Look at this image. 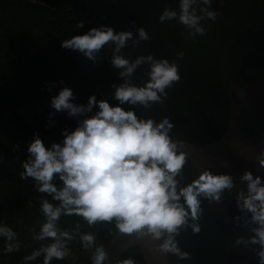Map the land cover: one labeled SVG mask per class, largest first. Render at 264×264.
Wrapping results in <instances>:
<instances>
[{
	"label": "clouds",
	"instance_id": "obj_1",
	"mask_svg": "<svg viewBox=\"0 0 264 264\" xmlns=\"http://www.w3.org/2000/svg\"><path fill=\"white\" fill-rule=\"evenodd\" d=\"M211 8L212 0H179L178 11L164 7L159 23L178 21L194 40L207 34L206 21L214 22L221 15ZM131 26L135 28L134 22ZM84 27V21L77 24L78 29ZM135 32L133 39L131 31L115 32L102 26L61 41V48L76 51L90 61H96L106 46H114L110 63L123 82L111 86L117 106L106 100L97 101L95 95L86 104L78 105L73 103L75 97L68 87H62L51 97L50 106L56 113L85 118L72 132L62 131L61 143L46 147L34 134L27 147L28 158L21 163L20 179H31L34 189L45 196L39 201L43 222L32 236L33 241L42 243L23 256L22 264H32L41 257L42 264L68 258L76 260L78 257L70 244L77 239L81 250L89 253L91 264H105L108 253L103 244L97 243L96 233H80L79 222L71 229L60 227L62 217L73 216L82 218L89 228L97 223L114 224L120 235L162 241L155 246L156 251L189 259V253L181 252L178 247L176 237L180 230L191 227L193 233H199L200 198L220 203L221 194L234 187L230 175H214L207 169L187 185L179 186L188 154L181 150L183 143L170 135L175 125L168 117L159 122L142 118L134 109L147 110L153 104L163 106L168 98L166 90L181 80L180 65L152 54L139 56L134 62L124 58L120 52L127 41L132 40L135 48L139 42L150 39L143 27ZM183 57V52L177 54V60ZM142 64H148L150 70L146 73L147 81L136 86L128 77ZM124 104L131 106L130 110L121 107ZM94 107L99 110L88 116ZM257 161L264 168V151ZM240 179L246 182V193H237L236 204L241 212L250 213L248 223L255 227L249 229L252 235L247 240L241 237L235 243L259 245L258 264H264V183L250 171H245ZM28 207H33L31 201ZM189 220L193 222L190 225ZM108 234L114 233L109 229ZM0 238L5 255L20 251L22 242L17 233L3 222H0ZM118 264L135 262L128 258Z\"/></svg>",
	"mask_w": 264,
	"mask_h": 264
},
{
	"label": "trees",
	"instance_id": "obj_2",
	"mask_svg": "<svg viewBox=\"0 0 264 264\" xmlns=\"http://www.w3.org/2000/svg\"><path fill=\"white\" fill-rule=\"evenodd\" d=\"M117 1L130 23L134 22V29L143 27L148 31L150 39L142 41L146 54L180 65L181 80L166 90L168 98L163 104L178 138L196 144L217 141L227 129L231 111L222 77V53L241 29L264 22V0H212L210 10L221 15L214 22L206 21L207 34L194 40L178 21L159 23L164 7L178 11L179 0ZM81 21L85 27L78 29ZM87 30L86 0H0V110L20 107L68 87L79 53L61 48V41ZM180 52L184 57L177 60ZM111 57L108 46L97 57L94 93L99 99L107 96L109 104L117 106L111 86L123 81L112 68ZM228 68L236 87L264 80V25L239 38L230 52ZM121 107L130 110L131 106ZM134 110L140 116L138 107ZM31 141L0 133V222L11 227L22 242L19 252L5 255L0 238V264H22L23 256L42 243L33 241L32 236L43 222L39 201L45 194L34 189L31 179L23 181L19 175ZM76 222L80 223V233H96L97 243L106 250L112 237L109 229L114 233V224L97 223L89 228L82 218L73 216L62 217L60 227L71 229ZM70 247L78 259L52 264H91L89 253L81 250L78 239ZM128 258L135 264H146L138 246L129 247L116 264ZM32 264H42V257Z\"/></svg>",
	"mask_w": 264,
	"mask_h": 264
},
{
	"label": "water",
	"instance_id": "obj_3",
	"mask_svg": "<svg viewBox=\"0 0 264 264\" xmlns=\"http://www.w3.org/2000/svg\"><path fill=\"white\" fill-rule=\"evenodd\" d=\"M88 30L102 26L111 27L115 32L131 31L136 39L135 29L131 26L127 12L117 0H86ZM264 25L248 24L241 29L224 47L221 58V70L224 85L228 92L231 111L225 133L215 142L196 144L182 141L174 128L170 135L173 140L181 141L187 152V163L184 166L180 187L196 179L201 171L207 169L214 175L227 174L233 179L232 190L221 194V202H209L201 199L202 216L197 221L199 233H193L191 227L180 230L176 237L181 252L189 253V259H179L172 254H164L155 250L162 241H152L150 237L135 239L120 235L114 231L106 247L108 260L105 264H116L121 255L131 246H138L146 264H258L256 252L259 245H237L235 241L243 237L247 240L255 225L248 223L250 213L241 212L236 204L237 193H246V182L241 181L245 171H250L255 178L260 176L264 183V168L259 167L257 157L264 151V80H257L241 87H236L229 74L230 52L239 38L248 30ZM87 30V31H88ZM114 46H108L111 54ZM146 47L139 42L135 48L132 40L126 42L120 55L134 62L139 56L146 54ZM96 61H90L78 54L71 73L68 88L73 92V103L84 105L94 93V73ZM148 64H142L128 77L136 86L147 81ZM49 94L43 98L7 111L0 110V133L14 135L33 140L34 134L44 144L61 143L64 129L72 132L85 117L69 118L66 112L56 113L50 106ZM96 96V95H95ZM97 101L106 100L107 96ZM98 108H93V115ZM140 117L151 118L159 122L168 117L164 105L153 104L145 110L138 107ZM51 117V118H50ZM169 118V117H168ZM179 179V177H178ZM189 225L193 222L189 220Z\"/></svg>",
	"mask_w": 264,
	"mask_h": 264
}]
</instances>
